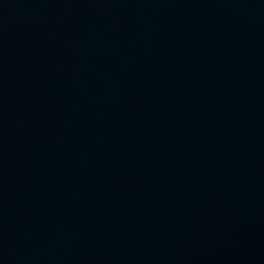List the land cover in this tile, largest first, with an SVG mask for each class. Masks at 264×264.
<instances>
[{"label":"water","instance_id":"obj_1","mask_svg":"<svg viewBox=\"0 0 264 264\" xmlns=\"http://www.w3.org/2000/svg\"><path fill=\"white\" fill-rule=\"evenodd\" d=\"M0 264H264V0H0Z\"/></svg>","mask_w":264,"mask_h":264}]
</instances>
